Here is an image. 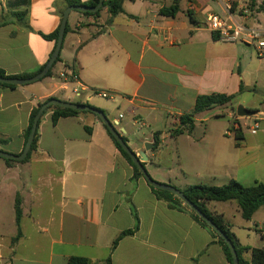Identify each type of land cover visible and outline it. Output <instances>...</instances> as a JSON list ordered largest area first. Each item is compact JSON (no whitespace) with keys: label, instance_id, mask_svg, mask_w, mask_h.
Segmentation results:
<instances>
[{"label":"crops","instance_id":"crops-1","mask_svg":"<svg viewBox=\"0 0 264 264\" xmlns=\"http://www.w3.org/2000/svg\"><path fill=\"white\" fill-rule=\"evenodd\" d=\"M69 1L0 0V69L7 76L34 73L48 63L56 43L44 36L60 28ZM175 1L126 0L110 25L106 9L97 18L73 11L52 76L0 87V150L20 155L33 110L57 98L104 111L135 153L154 144L158 134L160 147L147 152L146 169L162 184L183 191L232 180L245 187L264 183V59L251 46L220 41L208 26L210 16H225L229 6L236 17L247 9L248 23L260 24L264 0H177V16H161ZM81 86L78 98L73 92ZM214 94L234 99L195 113L198 98ZM239 105L256 115L239 120L237 139L226 131ZM184 116L193 118L194 130L174 137ZM199 123H205L203 132L194 138ZM4 189L13 196L10 210L19 199L23 216L18 239V231L8 241L0 235V264H68L74 257L107 264L109 256L112 264H230L190 211L170 208L145 178L134 177V168L92 114L54 124L49 113L27 162L0 158V223ZM261 208L245 220L236 201L207 204L244 248L264 247ZM253 226L261 240L252 237ZM136 227L112 251L119 235ZM244 259L250 261L251 254Z\"/></svg>","mask_w":264,"mask_h":264},{"label":"trees","instance_id":"trees-1","mask_svg":"<svg viewBox=\"0 0 264 264\" xmlns=\"http://www.w3.org/2000/svg\"><path fill=\"white\" fill-rule=\"evenodd\" d=\"M126 0H105L103 8L97 12V13H83L84 16L86 17H99L101 12L106 9L108 14H109V20H108V25L113 23V20L115 17L123 13V5ZM130 1H136V0H130ZM255 2V0H253ZM99 3V0H89L87 3H81L80 1L73 0L69 1L68 5L69 6H86V7H95ZM179 4L178 1L176 0L174 5L171 7H165L160 10V15L165 16V17H176L177 14L179 13ZM23 15V14H21ZM60 29V28H59ZM59 29L56 30L52 35L49 36H44L45 39L54 41L57 43L58 41V36H59ZM70 32V27L67 25L66 29V35ZM61 61V55L57 59L56 63L53 65V68L47 75V77H51L53 74V69L55 66ZM46 65L42 66L38 71L34 73H29V74H24L20 76H7L6 73L0 69V77L5 78H31L38 73H40ZM46 77V78H47ZM0 87L2 88H10L14 89L17 88V86L14 85H6V84H1ZM54 99V98H50ZM48 99V100H50ZM57 99V98H56ZM234 97L233 96H225V95H220V94H214L210 96H201L198 98L196 107H195V113H200L206 110H209L215 106H223L230 104L233 101ZM47 100V101H48ZM45 103V102H44ZM40 103L38 105V108H35L31 114L30 117V123L29 127L26 130L25 133V141L27 142L31 128L34 122V118L36 114L38 113L39 108L44 104ZM79 104H85V103H79ZM85 105L91 106L88 103ZM92 107V106H91ZM96 110H100L98 108L92 107ZM102 111V110H100ZM104 112V111H103ZM52 113V121L54 124H57L58 121L62 118H69V117H78L81 115H86V114H92L95 117L99 119V117L94 114L93 112H80L77 110L73 109H64L60 107H49L45 113L43 114L44 118L47 114ZM42 120V119H41ZM40 120V122H41ZM100 120V119H99ZM101 121V120H100ZM40 125V123H39ZM105 126V125H104ZM194 120L191 116H184L181 118V124L180 127H178L172 135L174 137L184 135V134H191L194 130ZM109 136L112 138L114 141L116 147L119 149V151L122 153V155L128 160L130 165L134 168V177L135 178H144V176L140 173V171L137 169L135 164L133 163L132 159L129 157V155L122 149L120 144L116 141L114 136L110 133L108 128L105 126ZM89 130V129H88ZM123 139L125 142L128 143V140L125 136H123ZM237 139H239V134H237ZM38 141H39V127L38 131L36 133L35 140L32 144L31 151L29 155L22 161V162H27L32 153L37 150L38 146ZM1 143V142H0ZM160 139L159 135L155 134L154 135V148L153 150H156L160 147ZM7 163L14 162L12 160H6ZM146 166V164H145ZM152 190L154 191L156 197L164 201L168 204L170 208L173 209H182V210H188L191 212L192 216L200 222L204 227L208 228L213 236L217 239V243L221 246L223 252L226 255V258L230 264H233V257L231 254V251L229 247L227 246L226 242L220 238L216 232H214L201 218H199L188 206H186L179 198H177L175 195L155 189L151 187ZM184 195L187 197V199L194 204L201 212H203L209 219H211L225 234L226 236L233 242L234 246L236 247L238 257H239V262L240 264H264V247L262 248H244L240 245L238 242L236 236L231 232L230 226L223 220L222 216H217L211 213L207 209V204L209 202H229V201H236L241 213L242 217L245 220H251L254 216V214L261 208L264 207V183H257L255 186L252 187H245L241 183L232 180L230 181L227 185L216 187V186H208V185H195V186H190L186 188L185 190L182 191ZM15 214H16V226H17V231H18V237L21 235V220L23 216V212L21 209V202L19 199L16 201V206H15ZM138 228L136 227L133 230H128L123 232L122 234L119 235V237L115 240L112 251L117 247L119 241H121L124 237L128 236H133ZM262 239L264 240V234H262ZM250 253L251 254V260L246 261L244 259V254L245 253ZM68 264H90V261L85 258H71L68 262ZM107 264H112L111 261V256L107 259Z\"/></svg>","mask_w":264,"mask_h":264},{"label":"water","instance_id":"water-1","mask_svg":"<svg viewBox=\"0 0 264 264\" xmlns=\"http://www.w3.org/2000/svg\"><path fill=\"white\" fill-rule=\"evenodd\" d=\"M105 0H99V3L95 7H86V6H71L69 7L63 15L62 22L59 29V36L58 41L56 43L55 50L44 67V69L38 73L37 75L31 77V78H9L0 77V83L6 84V85H14V86H26L30 84H34L36 82H39L47 77L51 69L53 68V65L56 63L57 59L61 55V51L63 48L64 40H65V34L66 29L68 25L69 16L73 11H78L80 13H97L99 12L104 5ZM60 107L64 109H73L80 112H93L96 114L99 119L103 122V124L108 128L110 133L114 136L116 141L120 144L122 149L129 155V157L132 159L133 163L137 167V169L140 171V173L144 176L147 183L158 190L169 192L173 195H175L177 198H179L186 206H188L199 218H201L214 232L217 233V235L222 238L227 246L229 247L232 257H233V264H240L238 253L236 250V247L234 246L233 242L226 236V234L211 220L209 219L203 212H201L194 204H192L187 197L184 195V193L170 185L162 184L159 182H156L152 179V177L149 175L145 164L148 162V156L147 152L151 151L154 148V144L147 143L145 145V148L143 150L138 151V153H135L129 146L128 143L124 141L123 136L121 132H119L116 129V125L113 124L109 118L106 116L105 112L96 110L92 108L91 106H87L85 104H79L74 103L70 101H63L60 99H50L46 101L38 110V113L36 114L34 118V122L31 128V132L29 135V138L25 144L24 150L20 155H13L10 153H6L4 151L0 150V158H3L5 160H12V161H23L30 153L32 144L35 140L36 133L38 131L40 120L43 117V114L49 107ZM236 114L240 118H252L256 115L255 112L248 110L242 105H239L236 108Z\"/></svg>","mask_w":264,"mask_h":264},{"label":"built area","instance_id":"built-area-1","mask_svg":"<svg viewBox=\"0 0 264 264\" xmlns=\"http://www.w3.org/2000/svg\"><path fill=\"white\" fill-rule=\"evenodd\" d=\"M249 11L244 10V13L235 16L232 12V7L227 8L225 16H210L208 18L209 29L218 36V39L224 43H242L254 48L256 55L260 59H264V27L259 25H250L248 23ZM64 78L65 75H62ZM75 79V78H74ZM84 87L76 89L73 93L76 97H82ZM104 99L111 98V95L106 92H95ZM120 118H123L121 115ZM233 123L229 130L226 131L227 136L239 134L242 130V125L239 123L240 117L236 113L232 115ZM258 126L252 129L251 133H257Z\"/></svg>","mask_w":264,"mask_h":264},{"label":"rangeland","instance_id":"rangeland-1","mask_svg":"<svg viewBox=\"0 0 264 264\" xmlns=\"http://www.w3.org/2000/svg\"><path fill=\"white\" fill-rule=\"evenodd\" d=\"M263 6L261 7L262 9H263ZM260 19H261L260 20L261 22H259L260 24H257V25L264 26L263 18L261 17ZM111 99L112 98H109V99H104L103 98L104 101L111 100ZM116 115H118V113ZM110 119L111 120L113 119V115H110ZM204 125H205V123H199L198 126H200V127L197 130V132L194 134V138H200L201 137ZM244 130H246V129H244ZM231 139L233 140L234 138H231ZM150 170L153 172V169H150ZM153 177H155V179H156L155 180V179L152 178L153 180H155L156 182L161 183L160 180H159V176L153 174ZM2 192L3 193L1 195V197H2L3 203L6 205V208H5V212H4L3 216H2L3 220L0 223V235L2 236L4 241H8L11 237H13V236H15L17 234V227H16L15 224L12 223V218L15 217V211L13 209L10 210V207L12 206L11 202L13 201V198H12L13 196L11 195V193H7V191L5 192V189ZM258 214H259V216H262V214L264 215V207L261 208V211ZM250 232L253 234L252 237L257 236V238L259 240H261V237H260L261 236V232H259V230H257L256 226H253V228L250 230ZM47 253H48V251L45 250L43 252V255L45 256V255H47Z\"/></svg>","mask_w":264,"mask_h":264}]
</instances>
